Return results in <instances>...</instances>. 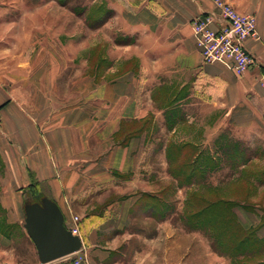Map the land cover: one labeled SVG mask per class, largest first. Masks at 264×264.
<instances>
[{
  "label": "crops",
  "instance_id": "0c3cea01",
  "mask_svg": "<svg viewBox=\"0 0 264 264\" xmlns=\"http://www.w3.org/2000/svg\"><path fill=\"white\" fill-rule=\"evenodd\" d=\"M101 1L111 15L96 33L112 35L106 72L113 76L98 81L67 75L64 16L51 14L50 0H0V204L13 210L14 225L25 200L48 196L65 224L78 216L81 248L100 264L110 256L121 259L108 264H229L208 238L184 236L179 245L172 216L145 233L151 217L139 218L138 204L147 191L172 185L163 177L177 188L166 157L171 142L204 149L228 133L264 147V0H225L257 19L259 39L246 41L257 64L243 74L205 62L196 47L191 22L214 10V0ZM165 93L183 115L172 125ZM147 118L148 126L122 133ZM234 210L264 238L259 208Z\"/></svg>",
  "mask_w": 264,
  "mask_h": 264
},
{
  "label": "rangeland",
  "instance_id": "374dc122",
  "mask_svg": "<svg viewBox=\"0 0 264 264\" xmlns=\"http://www.w3.org/2000/svg\"><path fill=\"white\" fill-rule=\"evenodd\" d=\"M51 1V14H56L60 17L64 16L65 33L60 35V43H64L66 73L74 74L81 72L83 75H91L98 81L109 79L113 74L107 73V68L112 64V59L109 56V39L111 36L106 31L96 33V29L104 25L111 12L108 10L106 4L101 0H50ZM60 26L63 19L55 20V25ZM94 32V34H93ZM97 34V35H96ZM53 36V35H52ZM57 41V35L54 37ZM99 40L98 42L96 40ZM108 40V41H107ZM59 41V40H58ZM111 44V43H110ZM110 49V50H109ZM109 50V51H108ZM111 54V51H110ZM130 68L135 67L134 61H131ZM174 103V102H173ZM172 103V104H173ZM232 134V132H230ZM233 136V134H232ZM216 140V139H215ZM254 152L253 155L258 156L264 160V147L254 142L250 147ZM201 149V147H200ZM205 151L215 155L219 158L218 154L214 153L216 146L206 145ZM197 151V149H196ZM254 156L252 158H254ZM250 159V158H249ZM246 160L247 165L239 163L235 168L223 161L217 160V167L208 169L205 182L215 185H223L234 179L239 178L238 190L240 193H245L249 190L252 202L256 204L257 208H264V184H261L259 172H264V161ZM245 166V167H244ZM162 171L165 172V167L162 165ZM242 178V179H241ZM172 181V185L165 192L161 191H147L146 195L142 196L143 205L145 210L147 206H154L153 211L160 208L159 203H167L171 209L168 214L161 220L171 218V222L177 228L179 236V245L183 244L181 237L184 236H198L203 240L210 238L202 230L188 229L182 220L184 216V205L186 198L191 189L199 188V186L191 185L190 188L184 185L175 187V182L169 178L163 177L162 185ZM203 185V183H202ZM258 204L260 206H258ZM142 205V204H141ZM141 211L139 218L148 216L149 212L144 213ZM149 223L145 226V233L152 234L154 232L155 223L157 221L150 218ZM24 216H20V220L13 225V210L9 211L4 209L0 204V264H42L38 260L37 252L34 243L27 235L24 227ZM73 223V224H72ZM66 226L77 227L74 221L66 223ZM136 225V228L139 229ZM79 230H77L78 233ZM197 240V239H196ZM201 240V239H198ZM211 247V246H210ZM212 250V248H211ZM213 251V250H212ZM216 253V252H215ZM219 255V254H218ZM264 259V254L261 255ZM227 257V256H225ZM229 264H241L243 261L248 260V264H253L254 260L249 259H236L230 258ZM121 258L110 256L109 259L104 260L108 264L112 261H119ZM78 260L79 264H100V260H88L84 250L81 248L75 253L56 259L48 264H73Z\"/></svg>",
  "mask_w": 264,
  "mask_h": 264
},
{
  "label": "trees",
  "instance_id": "16d2710c",
  "mask_svg": "<svg viewBox=\"0 0 264 264\" xmlns=\"http://www.w3.org/2000/svg\"><path fill=\"white\" fill-rule=\"evenodd\" d=\"M167 96L168 94L165 93L161 102L167 108L166 121L172 125L181 120L183 115L171 108L175 99H169ZM148 124V118L142 125L130 122L123 126L122 133L128 137ZM214 145L216 146L214 153L218 154L219 158L191 142H171L166 147L168 170L177 179V184H185L189 188L191 185L199 186L191 189L186 198L183 223L190 230L205 232L210 238L212 250L217 254L236 259H255L253 264H264L261 256L264 254V238L257 236L255 227L245 228L234 210L237 205H242L246 210H255L256 204L252 202L249 190L243 194L239 192V178L215 186L205 182L208 169L217 167V160L226 162L234 168L241 162L246 166V160L252 159L254 151L243 140L234 138L228 133H222L215 140ZM158 148L159 144H154L149 148V152ZM258 176L260 183L264 184V172H259ZM166 189L168 187L163 188L161 193ZM42 197L43 195L36 196L32 200H25V203L39 201ZM142 200L138 204L141 208L145 207ZM159 205L160 208L156 211H153L154 206H147L144 213L149 212V217L156 221L161 220L171 207L167 203H159ZM260 210V221L264 222V208ZM243 262L241 264H248V260Z\"/></svg>",
  "mask_w": 264,
  "mask_h": 264
},
{
  "label": "built area",
  "instance_id": "2783aa9c",
  "mask_svg": "<svg viewBox=\"0 0 264 264\" xmlns=\"http://www.w3.org/2000/svg\"><path fill=\"white\" fill-rule=\"evenodd\" d=\"M214 4V10L191 22L196 47L205 62H219L243 74L257 64V57L246 47L248 39H259L257 19L253 14H241L225 0H214ZM73 221L78 222V216H73ZM69 227L78 234L77 227Z\"/></svg>",
  "mask_w": 264,
  "mask_h": 264
},
{
  "label": "water",
  "instance_id": "95a60500",
  "mask_svg": "<svg viewBox=\"0 0 264 264\" xmlns=\"http://www.w3.org/2000/svg\"><path fill=\"white\" fill-rule=\"evenodd\" d=\"M23 210V227L35 245L40 263L48 264L81 248L80 236L66 226L53 199L43 196L39 201L25 203Z\"/></svg>",
  "mask_w": 264,
  "mask_h": 264
}]
</instances>
